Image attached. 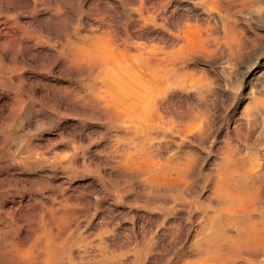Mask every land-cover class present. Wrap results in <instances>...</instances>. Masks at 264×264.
I'll return each instance as SVG.
<instances>
[{"label": "rangeland", "instance_id": "1", "mask_svg": "<svg viewBox=\"0 0 264 264\" xmlns=\"http://www.w3.org/2000/svg\"><path fill=\"white\" fill-rule=\"evenodd\" d=\"M0 62V149L36 161L0 169V264H264V0H0Z\"/></svg>", "mask_w": 264, "mask_h": 264}, {"label": "bare ground", "instance_id": "2", "mask_svg": "<svg viewBox=\"0 0 264 264\" xmlns=\"http://www.w3.org/2000/svg\"><path fill=\"white\" fill-rule=\"evenodd\" d=\"M215 1H216V0H215ZM219 1H221V0H219ZM225 1H226V0H224V2H225ZM233 1H234V0H233ZM239 1H240V0H239ZM194 2H195V4H197V5L199 4V5H200V4L204 3L205 0H194ZM208 2H209V1H208ZM217 2H218V1H217ZM227 2H229V1H227ZM236 2H237V1H235V3H236ZM253 2H254V1H253ZM137 3H139V2H137ZM222 3H223V2H222ZM241 3H242V2H241ZM141 4H143V2H142ZM206 4H208V3L206 2ZM209 4H210V3H209ZM209 4H208V5H209ZM211 4H213V3H211ZM215 4H216V3H215ZM217 4H218V3H217ZM224 4H225V3H224ZM226 4H227V3H226ZM226 4H225V6L228 7L229 5L227 6ZM228 4H229V3H228ZM242 4H243V3H242ZM247 4H248V3H247ZM249 4H250V2H249ZM254 4H255V3H254ZM139 5H140V4H139ZM139 5L137 4V6H139ZM235 5H236V4H235ZM144 6H145V5H144ZM201 6H202V5H201ZM209 6H211V5H209ZM223 6H224V5H223ZM225 6H224V7H225ZM238 6H239V4H238ZM139 7H140V6H139ZM139 7H138V8H139ZM204 7H205V6H204ZM206 7H207V6H206ZM226 7H225V8H226ZM233 7H234V6H233ZM235 7H236V6H235ZM141 8H142V6H141ZM155 8L157 9V7H155ZM208 8H209V7H208ZM218 8H219V7H218ZM228 8H229V7H228ZM228 8H226V9H228ZM247 8H248V7H247ZM143 9H145V8H143ZM146 9H147V8H146ZM146 9H145V10H146ZM152 9L154 10V8H152ZM213 9H214V8H213ZM213 9H212V10H213ZM220 9H221V8H220ZM226 9H224V10H226ZM235 9H239V8H235ZM135 10H136V9H135ZM147 10H148V13L146 12L147 14H146V16H145V14H144V17H145V18H149V19H151V20H152L151 22H155V16H156V13H157L156 11H157V10L154 11V12H153L152 10H151L152 12H150L149 9H147ZM159 10H161V9H158V11H159ZM209 10H211V8H210ZM228 10H229V9H228ZM228 10H226V11H228ZM140 11H141V10H140ZM161 11H162V10H161ZM217 11H218V10H217ZM222 11H223V10H222ZM229 11H231V10H229ZM229 11H228V12H229ZM136 12H137V11H136ZM136 12H135V14H136ZM159 12H160V11H159ZM220 12H221V11H220ZM228 12H227V13H228ZM232 12H233V10L231 11V13H232ZM234 12H235V11H234ZM234 12H233V13H234ZM142 13H143V12H141V14H142ZM221 13H222V12H221ZM221 13H220V14H221ZM231 13H230V14H231ZM159 14H160V13H159ZM228 14H229V13H228ZM138 15H139V13H138ZM226 15H227V14H226ZM231 15H232V14H231ZM102 16H103V15L101 14L100 17H99V21H101L100 19H102ZM139 16H140V15H139ZM223 16H224V15H223ZM227 16H228V15H227ZM229 16H230V15H229ZM142 18H143V17H142ZM145 18H143V19H145ZM224 18H225V17H224ZM222 19H223V18H222ZM229 19H230V18H229ZM140 20H141V19H140ZM225 20H226V19H225ZM227 20H228V18H227ZM145 21H147V20H145ZM145 21L143 20V22H145ZM163 21H164V20H163ZM220 21H221V20H220ZM229 21H232V19L229 20ZM149 22H150V21H149ZM221 22H222V21H221ZM221 22H220V23H221ZM226 22H227V21H226ZM226 22H225V23H226ZM232 22H233V21H232ZM232 22H231V23H232ZM106 23H107V22H106ZM108 23H109V22H108ZM145 23H148V22H145ZM223 23H224V21H223ZM223 23H222V24H223ZM228 23H229V22H228ZM235 23H236V22H235ZM235 23H234V24H235ZM222 24H221V25H222ZM229 24H230V23H229ZM104 25H105V24H104ZM104 25H102V26L105 27ZM162 25H163V24H162ZM98 26H99V25H98ZM110 26H111V25H110ZM223 26H225V25H223ZM228 26H229V25H228ZM100 27H101V26H100ZM236 27H237V26H236ZM106 28H107V25H106ZM109 28H111V27H109ZM222 28H223V27H222ZM98 29H99V28H98ZM103 29H104V28H103ZM227 29H228V28H227ZM96 30H97V29H96ZM100 30H101V29H100ZM104 30H105V29H104ZM222 30H223V29H222ZM238 30H239V29H238ZM90 31H91V30H90ZM93 31H95V30H93ZM97 31H98V30H97ZM97 31H96V32H97ZM109 31H110V30H109ZM73 32H74V31H73ZM76 32H78V31H76ZM99 32H100V31H99ZM104 32H105V31H104ZM222 32H223V31H222ZM229 32H231V31H229ZM229 32H228V33H229ZM93 33H94V32H93ZM100 33H101V32H100ZM107 33H108V32H107ZM113 33H114V32H113ZM225 33H226V32H225ZM228 33H227V34H228ZM71 34H72V33H71ZM98 34H99V33L97 32V35H98ZM110 34H111V33H110ZM227 34H226V35H227ZM73 35H74V34H73ZM73 35H72V37L76 36V35H74V36H73ZM77 35H78V34H77ZM79 35H80V34H79ZM89 35H90V34H89ZM116 35H117V34H115V36H116ZM224 35H225V34H224ZM224 35H223V36H224ZM101 36H102V35H101ZM105 36H106V35H105ZM113 36H114V35H113ZM72 37H71V38H72ZM76 37H77V36H76ZM82 37H83V39H84L85 36H82ZM95 37H96V36H95ZM109 37H112V36H109ZM116 37H117V36H116ZM74 38H75V37H74ZM227 38H228V37H227ZM36 39H37V38H36ZM72 39H73V38H72ZM76 39H77V38H76ZM79 39H80V38H79ZM79 39H78V40H79ZM85 39H86V38H85ZM92 39H93V38H92ZM107 39H108V38H107ZM116 39H117V38H116ZM119 39H120V38H119ZM34 40H35V39H34ZM78 40H76V41H78ZM80 40H81V39H80ZM87 40H88V39H87ZM90 40H91V39H90ZM90 40H89V41H90ZM94 40H95V39H94ZM96 40H98V39H96ZM110 40H111V39H110ZM114 40H115V39H114ZM122 40H123V39H121V41H122ZM127 40H128V39H127ZM71 41H74V40H71ZM81 41H82V40H81ZM108 41H109V40H108ZM108 41H107V42H108ZM118 41H119V40H118ZM118 41H117V42H118ZM124 41H125V39H124ZM63 42H64V41H63ZM63 42H62V43H63ZM67 42H69V41H67ZM84 42H86V41H84ZM94 42H95V41H94ZM94 42H93V43H94ZM101 42H102V40H101ZM115 42H116V41H115ZM126 42H127V41H126ZM129 42H130V41H129ZM131 42H132V41H131ZM131 42H130V44H131ZM54 43H55V42H53V44H54ZM62 43H61V44H62ZM78 43H80V42H78ZM127 43H128V42H127ZM127 43H126V44H127ZM50 44H51V43H50ZM50 44H49V46H50ZM67 44H71V43H67ZM88 44H89V43H88ZM95 44H96V43H95ZM98 44H99V43H98ZM100 44H101V43H100ZM102 44H104V43H102ZM109 44H111V43H109ZM115 44H116V43H115ZM120 44H121V43H120ZM123 44H124V43H123ZM123 44H122V46H123ZM134 44L136 45V43H134ZM139 44H143V43H139ZM51 45H52V44H51ZM55 45H56V44H55ZM58 45H59V44H58ZM58 45H57V46H58ZM65 45H66V43H65ZM82 45H83V44H82ZM84 45H85V44H84ZM90 45H91V44H90ZM118 45H119V44H118ZM143 45H145V44H143ZM57 46H55V47H56V48H59V47H57ZM71 46H72V45H71ZM100 46H103V45H100ZM126 46H130V45H125V47H126ZM136 46H138V44H137ZM66 47H67V45H66ZM68 47H69V46H68ZM72 47H73V46H72ZM83 47H84V46H83ZM95 47H96V46H95ZM116 47H118V46H116ZM130 47H131V46H130ZM133 47H134V46H133ZM138 47H139V46H138ZM147 47H148V45H147ZM153 47H154V46H152V48H153ZM52 48H53V47H52ZM70 48H71V47H70ZM99 48H100V47H99ZM102 48H103V47H102ZM104 48H105V46H104ZM104 48H103V49H104ZM109 48H110V47H109ZM109 48H108V49H109ZM120 48L122 49V47H120ZM126 48H127V47H126ZM128 48H129V47H128ZM128 48H127V50H128V52H130ZM131 48H132V47H131ZM134 48H135V47H134ZM139 48H140V47H139ZM149 48H151V47H149ZM71 49H72V48H71ZM89 49H90V48H89ZM95 49H96V48H95ZM95 49H94V50H95ZM97 49H98V47H97ZM110 49H111V48H110ZM143 49H145V48H143ZM146 49H147V48H146ZM66 50H68V49H66L64 46H61L59 49L54 50V51L56 52V53H55L56 55L54 56L55 58L52 59V60H55V62H56V61H57V58H62V57L65 55V57H64L63 59H65L66 61H68V63H67V62H64V63L67 64L68 66H72V67L76 66V65H77L76 63H78V62H79L78 64H80V61H82V60H83V63H84V65H85V60H84L83 58L87 59L86 62L88 63V65H89V64H92L93 66H95V65L100 64L102 61H103V62L106 61V64L108 63L106 59H105V61H104V60L101 61V58H99V53H98L97 50H96V51H94V50L91 51V50H90V51H88V52H87V51L84 52V49H80V50L77 49L78 51H76V52L74 53V50H75V49H74V50H72V51H73V54H71V50H69V51H70V54H71L70 56L66 55ZM100 50H101V49H100ZM122 50H123V49H122ZM125 50H126V49H125ZM149 50H150V49H149ZM154 50H155V49H154ZM163 50H164V49H163ZM175 50H177V49H175ZM1 51H2V50H1ZM102 51H103V50H102ZM108 51H109V50H108ZM111 51H112V50H111ZM135 51H136V50H135ZM145 51H146V50H144V52H145ZM160 51H161V50H160ZM166 51H167V49H166ZM170 51H171V50H170ZM105 52H106V51H105ZM112 52H113V51H112ZM118 52H119V51H118ZM118 52H117V53H118ZM120 52H121V51H120ZM120 52H119V53H120ZM125 52L127 53V51H125ZM149 52H151V51H149ZM154 52H155V51H154ZM167 52H168V51H167ZM171 52H172V51H171ZM103 53H104V52H103ZM108 53H109V52H108ZM108 53H107V54H108ZM121 53H122V52H121ZM126 53H125V54H126ZM172 53H173V52H172ZM178 53H179V52H178ZM178 53H177V54H178ZM67 54H68V53H67ZM111 54H112V53H111ZM114 54H115V53H114ZM122 54H123V53H122ZM122 54H121V55H122ZM130 54H131V56H129L128 54H127V55L131 58V62H132V59H134L132 56H134V55H132V53H130ZM149 54H150V53H149ZM155 54H156V53H155ZM161 54H162V53H161ZM165 54H166V53H165ZM167 54H168V53H167ZM169 54H170V53H169ZM52 55H54V52H53ZM52 55H51V56H52ZM102 55H103V54H102ZM104 55H106V54H104ZM118 55H120V54H118ZM141 55H142V54H141ZM158 55H159V54H158ZM170 55H171V54H170ZM2 56H3V55H2ZM67 56H68V57H67ZM108 56H109V55H108ZM112 56H113V55H112ZM128 56H127V57H128ZM136 56H139V55L137 54ZM143 56H144V55H143ZM146 56H147V55H146ZM146 56H144V58H145ZM151 56H152V55H151ZM172 56H173V55H172ZM52 57H53V56H52ZM119 57H120V56H119ZM129 57H128V58H129ZM161 57H162V55H161ZM49 58H50V57H49ZM104 58H105V57H103V59H104ZM116 58H118V57H117V54H116ZM121 58H122V57H121ZM121 58H120V59H121ZM128 58H127V59H128ZM139 58H140V56H139ZM139 58H135V62H136V59L138 60ZM150 58H151V57H150ZM150 58H149V60H150ZM163 58H164V57H163ZM165 58H166V57H165ZM167 58H168V57H167ZM169 58H170V56H169ZM173 58H175V57H173ZM10 59H11V58H10ZM113 59H115V58L113 57ZM113 59H112V60H113ZM140 59H141V58H140ZM159 59H161V58H159ZM171 59H172V58H171ZM3 60H4V59H3ZM11 60H12V59H11ZM58 60L60 61V59H58ZM109 60H110V59H109ZM143 60H144V59H143ZM143 60H142V61H143ZM1 61H2V60H1ZM12 61H13V60H12ZM63 61H64V60H63ZM122 61H123V60H122ZM124 61H127V63H129L128 60H126V59H124ZM139 61H140V60H139ZM144 61H146V60H144ZM155 61H156V59H155ZM166 61H167V60H166ZM2 62H3V61H2ZM52 62H54V61H52ZM60 62H62V59H61ZM103 62H102V63H103ZM113 62H115V60H114ZM158 62H159V61H158ZM168 62H169V61H168ZM168 62H166V64H167ZM0 63H1V62H0ZM4 63H5V62H4ZM15 63H16V62L14 61V64H15ZM56 63H57V62H56ZM56 63H54V64H56ZM87 63H86V65H87ZM109 63H110V62H109ZM133 63H134V60H133ZM133 63H131V65H132ZM139 63H140V62H139ZM146 63L148 64V62H146ZM149 63H150V62H149ZM155 63H157V61H156ZM155 63H154V64H155ZM163 63L165 64L164 61H163ZM1 64H2V63H1ZM1 64H0V65H1ZM14 64H13V65H14ZM65 64H64V65H65ZM74 64H75V65H74ZM112 64H113V63H112ZM112 64H109V66L111 67ZM134 64H135V63H134ZM150 64H153V63H150ZM158 64H160V63H158ZM171 64H172V63H171ZM15 65H16V64H15ZM59 65H60V64H59ZM64 65H63V66H64ZM67 65H66V67H64V68L69 69V68H67ZM73 65H74V66H73ZM81 65H82V64H81ZM86 65H85V66H86ZM101 65H102V64H101ZM119 65H122V64H118V66H119ZM129 65H130V64H129ZM144 65H145V64H144ZM160 65H161V64H160ZM2 66H3V64H2ZM7 66H8V65H7ZM17 66L19 67V66H21V65H17ZM57 66H58V65H57ZM118 66H117V67H118ZM125 66H126V65H125ZM135 66H136V65H135ZM135 66H134V67H135ZM138 66H140V65H138ZM142 66H143V65H142ZM152 66L155 67L156 65H152ZM171 66H172V65H171ZM13 67H14V66H13ZM22 67H23V66H22ZM77 67H79V66H76V69H77ZM80 67H81V66H80ZM86 67H87V66H86ZM89 67H90V66H89ZM98 67H100V66H98ZM105 67H106V66H105ZM120 67H121V66H120ZM120 67H119V68H120ZM130 67H133V66H129V68H130ZM140 67H141V66H140ZM143 67H144V66H143ZM156 67H157V66H156ZM159 67L161 68V66H159ZM162 67H163V66H162ZM165 67H166V66L164 65V68H165ZM167 67H168V66H167ZM4 68H5V67H4ZM4 68H3V69H4ZM9 68H10V67H9ZM87 68H88V67H87ZM96 68H97V67H96ZM112 68H113V67H112ZM124 68H126V67H124ZM124 68L122 67L123 70H124ZM5 69H6V68H5ZM11 69H13V68H11ZM11 69H8V70H11ZM70 69H71V68H70ZM81 69H82V68H80V71H81ZM103 69H104V68H103ZM117 69H118V68L115 69V72H116L115 74H117V71H116ZM131 69H135V68H131ZM141 69H142V68H140V70H141ZM167 69H168V68H167ZM1 70H2V68L0 69V71H1ZM16 70H17V69H16ZM16 70H15V71H16ZM62 70H65V69H62ZM78 70H79V69H77V71H78ZM84 70H85V69H84ZM94 70H95V69H94ZM101 70H102V69H101ZM101 70H100V71H101ZM113 70H114V68H113ZM119 70H120V69H119ZM142 70H148V71H149V69H147V68H146V69H142ZM158 70H159V69H158ZM170 70H171V69H170ZM13 71H14V69H13ZM13 71L11 70V72H13ZM17 71H18V70H17ZM17 71H16V72H17ZM75 71H76V70H75ZM85 71H86V70H85ZM96 71H97V70H96ZM110 71H112V70H110V68H109V72H110ZM150 71H151V70H150ZM1 72H2V71H1ZM1 72H0V73H1ZM11 72H9V75L12 74ZM20 72H21V71H19L18 73H20ZM101 72H102V71H101ZM107 72H108V70H107ZM119 72H120V71H119ZM119 72H118V74H119ZM122 72H123V71H122ZM4 73H6V71H5ZM95 73H98V71L95 72ZM102 73H103V72H102ZM113 73H114V71H112V74H113ZM120 73H121V72H120ZM129 73H130V72H129ZM129 73L127 72V75H129ZM13 74L15 75V73H13ZM103 74H105V73H103ZM112 74H111V75H112ZM132 74H133V73H132ZM132 74H131V76H132ZM4 75H5V74H4ZM9 75H8V76H9ZM20 75H21V73H20ZM96 75H97V74H95V76H96ZM99 75H100V74H99ZM99 75H98V76H99ZM124 75H126V73H125ZM149 75H151V74H149ZM155 75H156V74H155ZM1 76H2V75H1ZM10 76H11V75H10ZM10 76H9V77H10ZM12 76H13V75H12ZM16 76H17V75H16ZM103 76H104V75H103ZM108 76H109V75H108ZM118 76H119V75H118ZM131 76H130V77H131ZM13 77H14V76H13ZM17 77H18V76H17ZM19 77H20V76H19ZM19 77H18V78H19ZM92 77H93V76H92ZM99 77H100V76H99ZM101 77H102V76H101ZM119 77H120V76H119ZM127 77H128V76H127ZM127 77H126V78H127ZM128 78H129V77H128ZM0 79H1V78H0ZM13 79H14V78H13ZM20 79H22V78H20ZM100 79H101V78H100ZM100 79H99V80H100ZM130 79H131V78H130ZM2 80H3V79H2ZM2 80H1V81H2ZM5 80H6V79H5ZM15 80H17V79H15ZM21 81H22V80H21ZM114 81H115V80H114ZM120 81H121V80H120ZM120 81H119V82H120ZM130 81H131V80H130ZM7 82H8V81H7ZM93 82H94V81H93ZM122 82H123V81H122ZM126 82H127V81H126ZM5 83H6V81H5ZM11 83H12V81L10 82V84H11ZM22 83H23V82H22ZM94 83H95V82H94ZM96 83H97V82H96ZM96 83H95V84H96ZM120 83H121V82H120ZM131 83H132V82H131ZM133 83H134V82H133ZM2 84H3V83H1V85H2ZM17 84H18V83H16V85H17ZM31 84H32V83H31ZM95 84H94V85H95ZM134 84H135V83H134ZM134 84H133V85H134ZM4 85H5V84H4ZM4 85H3V86H4ZM7 85H8V84H7ZM19 85L22 86V85H25V84H24V83H23V84H20V82H19ZM29 85H30V84H29ZM123 85H124V84H123ZM130 85H131V84H130ZM10 86H12V85H10ZM10 86H9V87H10ZM17 86H18V85H17ZM30 86L32 87V85H30ZM90 86H91V84H90ZM95 86H97V87H95V88H94L93 86H92V87H93L94 89H97V90H98V85H95ZM100 86L102 87V85H100ZM119 86H120V85H119ZM127 86H128V84H127ZM131 86H132V85H131ZM18 87H19V86H18ZM18 87H17V88H18ZM24 87H25V86H24ZM31 87H29V88H31ZM92 87H91V89H89V90H92V91H93ZM114 87H115V86H114ZM0 88H1V87H0ZM10 88H11V87H10ZM12 88H13V87H12ZM19 88H20V87H19ZM19 88H18V89H19ZM127 88H128V87H127ZM132 88H133V87H132ZM22 89H23V88H22ZM33 89H34V87H33ZM99 89H100V88H99ZM102 89H103V88H102ZM133 89H135V88H133ZM10 90H11V89H10ZM16 90H17V89H16ZM19 90H20V89H19ZM27 90H28V88H27ZM27 90L25 89L24 92H26ZM100 90H101V89H100ZM100 90L98 91L99 93H100ZM122 90H123V89H121V91H122ZM127 90H130V89H127ZM17 91H18V90H17ZM17 91H15V92L17 93ZM21 91L23 92V90H21ZM29 91H30V90H29ZM118 91H119V90H118ZM12 92H13V91H12ZM15 92H14L13 94L16 95V98H15L14 95H13V96H14L15 100L18 101V100H20V98L17 96V94H16ZM24 92H23V93H24ZM89 92H90V91H89ZM93 92H94V91H93ZM101 92H102V91H101ZM111 92H113V91H111ZM126 92H127V91H126ZM126 92H124V93H126ZM9 93H10V92H9ZM26 93H27V92H26ZM30 93H31V91H30ZM33 93H34V92H33ZM91 93H92V92H91ZM115 93H116V92H115ZM27 94H28V93H27ZM27 94H25V96H26ZM94 94H96V92H95ZM100 94H101V93H100ZM23 95H24V94H23ZM28 95H29V94H28ZM31 95H32V93H31ZM31 95H30V96H31ZM90 95H91V94H89V96H90ZM129 95H130V94H129ZM134 95H135V94H134ZM13 96H12V97H13ZM20 96H21V95H20ZM32 96H33V95H32ZM92 96H94V95H92ZM115 96H116V95H115ZM34 97H35V96H34ZM99 97H100V96H99ZM101 97H102V96H101ZM110 97H111V96H110ZM125 97H127V95H126ZM130 97H131V96H130ZM23 98H24V97H23ZM89 98H90V97H89ZM106 98H107V96H106ZM32 99H33V98H32ZM35 99H36V98H34V100H35ZM78 99H79V98H78ZM78 99H77V100H78ZM91 99H92V98H91ZM94 99H96V98H94ZM100 99H101V98H100ZM100 99H99V100H100ZM126 99H127V98H126ZM133 99H134V98H133ZM135 99H136V98H135ZM27 100H28V99H26L25 101H27ZM34 100H32V101H34ZM36 100H37V99H36ZM38 100H39V99H38ZM92 100H93V99H92ZM96 100H98V99H96ZM99 100H98V101H99ZM116 100H117V99H116ZM12 101H13V98H12ZM28 101H29V100H28ZM109 101H110V100H109ZM113 101H114V99H112V102H113ZM130 101H131V99H130ZM35 102H36V101H35ZM100 102H101V101H100ZM100 102H98V103L100 104ZM116 102H117V101H116ZM15 103H17V102H15ZM94 103H96V102H94ZM98 103H97V104H98ZM104 103H105V102H104ZM108 103H109V102H108ZM110 103H111V102H110ZM110 103H109V104H110ZM12 104H14V102H13ZM85 104H86V103H85ZM97 104H96V105H97ZM105 104H107V103H105ZM116 104H117V103H116ZM130 104H131V103H130ZM136 104H139V103L136 102ZM144 104H145V103H144ZM149 104H150V103H149ZM149 104H147V105H149ZM8 105H9V104H8ZM8 105H7V106H8ZM18 105H19V104H18ZM20 105H21V104H20ZM96 105H95L94 107H97ZM114 105H115V104H114ZM122 105H123V104H122ZM124 105H125V104H124ZM140 105H141V104H140ZM14 106H15V105H14ZM104 106H106V105H104ZM110 106H112V105H110ZM98 107H99V106H98ZM102 107H103V106H102ZM108 107H109V106H108ZM112 107H113V106H112ZM125 107H126V106H125ZM133 107H134V106H133ZM141 107H142V106H141ZM19 108H20V107H19ZM22 108H23V106H22ZM30 108H31V107H30ZM30 108H29V109H30ZM100 108H101V104H100ZM104 108H106V107H104ZM114 108H115V107H114ZM128 108H129V107H128ZM134 108H135V107H134ZM9 109H10V108H9ZM27 109H28V108H27ZM106 109H107V108H106ZM110 109H112V108H110ZM110 109H107V110L110 111ZM115 109H116V108H115ZM115 109H114V110H115ZM131 109H132V108H131ZM135 109H136V108H135ZM135 109H134V110H135ZM10 110H11V109H10ZM112 110H113V109H112ZM119 110H122V109H119ZM119 110H118L117 113H120ZM134 110H133V111H134ZM139 110H140V108H139ZM147 110H148V109H147ZM151 110H152V109H151ZM115 111H116V110H115ZM122 111H123V110H122ZM125 111H126V110H125ZM125 111H124V112H125ZM131 111H132V110H131ZM137 111H138V110H137ZM137 111H136V112H137ZM140 111H141V110H140ZM149 111H150V109H149ZM152 111H153V110H152ZM22 112H23V111H22ZM29 112H30V111H29ZM111 112H112V111H111ZM113 112H114V111H113ZM136 112H134V113L136 114ZM145 112H146V111H145ZM1 113H2V112H1ZM5 113H6V112H5ZM7 113L9 114V112H7ZM7 113H6V114H7ZM11 113H12V112H11ZM13 113H14V112H13ZM117 113H116V115H117ZM151 113H152V112H151ZM19 114L21 115V113H19ZM123 114H124V113H123ZM125 114H126V113H125ZM125 114H124V115H125ZM128 114H129V113H128ZM128 114H127V115H128ZM132 114H133V113H132ZM132 114H131V115H132ZM116 115H114L115 118H116ZM121 115H122V114H121ZM131 115H130V116H131ZM146 115H147V114H146ZM148 115H149V114H148ZM156 115H157V114H156ZM0 116H2V115H0ZM22 116H23V114H22ZM117 116H120V114L117 115ZM128 116H129V115H128ZM128 116H127V117H128ZM130 116H129V117H130ZM136 116H137V115H136ZM140 116H141V115H140ZM140 116H138V117H140ZM150 116H151V115H150ZM2 117H3V116H2ZM13 117H14V116H13ZM17 117H18V116H17ZM111 117H112V116H111ZM114 117H113V119H114ZM122 117H123V116H122ZM124 117H126V115H125ZM131 117H132V116H131ZM4 118H5V116H4ZM4 118H3V119H4ZM118 118H119V117H118ZM9 119H10V118H8V120H9ZM13 119H14V118H13ZM13 119H12V120H13ZM16 119H17V118H16ZM16 119H15V120H16ZM125 119H126V118H125ZM130 119H131V118H130ZM114 120H115V119H114ZM132 120H133V117H132ZM19 121H20V120H19ZM115 121H116V120H115ZM127 121H129V119H127ZM118 122H119V121H118ZM120 122H121V121H120ZM122 122H123V121H122ZM122 122H121V123H122ZM125 123H128V122H125ZM144 123H145V121H144ZM152 123H153V122H152ZM152 123H151V124H152ZM20 124H21V123H20ZM0 125H1V124H0ZM124 125H125V124H124ZM124 125H123V126H124ZM130 125H131V123H130ZM152 125H153V124H152ZM152 125H151V126H152ZM3 126H4V125H3ZM3 126H0V136L2 137V138L0 139V144L2 143V139H3V137H5L4 129H3L4 127H3ZM6 126H7V125H6ZM6 126H5V129L7 128ZM8 126H9V125H8ZM125 126H126V125H125ZM131 126H132V125H131ZM131 126H130V127H131ZM151 126H149V127H151ZM158 126H159V125H158ZM13 127H14V126H13ZM134 127H135V126H134ZM149 127H148V129L151 130ZM153 127H155V126H153ZM131 128H132V127H131ZM127 130H128V128H127ZM136 130H137V129H136ZM152 130H154V128H153ZM163 130H164V129H163ZM131 131H133V130H131ZM139 131H142V132H143V130H139ZM160 131H162V130H160ZM164 131H165V130H164ZM144 132H145V131H144ZM5 133H6V132H5ZM132 133H133V135H134V132H132ZM135 133H137V132H135ZM139 133H141V132H139ZM145 134H146V132H145ZM22 143H23V142H22ZM18 145H19V144H18ZM20 146H21V145H20ZM23 146H24V145H23ZM27 147H28V146H27ZM30 147H31V146H30ZM16 148H19V146H17ZM4 149H5V148H4ZM21 149H22V148H21ZM27 149H28V148H27ZM7 150H8V149H7ZM17 150H18V149H17ZM28 150H30V149H28ZM28 150H27V152H26V153H27L26 155H22V154L19 153L18 151H17V152H15V151H11V152H8V153H7V152H3V151L0 149V169H2V167H4V166L10 165V164H13V165H18V164H20V163H21L22 165H23V164H27V165L34 164L36 161H35V159H33V157H31V155H30V151L28 152ZM23 153H24V152H23ZM247 162H248V161H247ZM21 164H20V165H21ZM250 164H251V163H250ZM20 165H19V166H20ZM22 165H21V166H22ZM250 166H251V165H249V167H250ZM249 167H248V169H249ZM31 168H32V167H31ZM35 169H36V168H35ZM248 169H246L247 172H248ZM250 169H251V168H250ZM6 170H7V169H6ZM6 170H5V171H6ZM253 170H254V169H253ZM253 170H252L251 172H253ZM249 171H250V170H249ZM243 172H245V171H243ZM247 172H246V173H247ZM254 173H255V172H254ZM242 174H245V173H242ZM249 174H251V173L249 172ZM257 174H259V173H257ZM7 175H8V174H7ZM15 176H16V175H15ZM241 176H243V175H241ZM241 176H240V179L242 178ZM251 176H252V178H253V177L256 176V175H254V176L251 175ZM258 176H259V175H258ZM260 176H261V175H260ZM244 177H245V176H244ZM246 177H247V176H246ZM248 177H249V175H248ZM5 178L8 180L10 177H9V178L5 177ZM12 178H13V177H12ZM17 178H19V177H17ZM17 178H16V179H17ZM255 178H256V177H255ZM3 179H4V177H1V176H0V181L3 180ZM6 179H5V180H6ZM253 179H254V178H253ZM11 180H12V179H11ZM19 180H20V179H19ZM21 180H24V179L21 178ZM29 180H30V179H29ZM243 180H244V179H243ZM13 181H14V180H13ZM24 181H26V180H24ZM24 181H23V182H24ZM16 182L18 183L19 181L16 180ZM2 183H3V181H2ZM24 183H25V182H24ZM1 185H2V184H1ZM2 186H3V185H2ZM8 186H9V185H8ZM22 186L24 187L23 184H22ZM22 186H21V189H22ZM0 188H1V187H0ZM9 188H10V187H9ZM5 189H6V188H5ZM18 189H19V188H18ZM22 190H23V189H22ZM25 190H26V189H25ZM27 191H28V190H27ZM7 192H8V191H7ZM12 192H13V191H12ZM1 193H3L2 190H0V195H1ZM31 194H32V193H31ZM1 198H2V196H1ZM232 199H233V197H232ZM232 199H228V200L231 201ZM234 200H235V199H234ZM236 200H237V199H236ZM236 200H235V201H236ZM17 201H18V200H17ZM19 201H20V200H19ZM191 201H192V200H191ZM0 202H1V201H0ZM228 203L230 204V202H228ZM233 203H235V202H233ZM233 203H232V204H233ZM18 204H19V203H18ZM183 204H184V203H182V205H183ZM226 204H227V203H226ZM180 205H181V204H180ZM230 205H231V204H230ZM185 206H186V205H185ZM171 207H175V204L172 205ZM181 207H182V206H181ZM231 207H232V206H231ZM231 207L229 206L228 208L230 209ZM233 207H234V206H233ZM2 209H3V208H2ZM171 209H172V208H171ZM229 209H228V211H229ZM235 209H236V208H234V210H235ZM3 210H4V209H3ZM5 210H6V209H5ZM5 210H4V211H5ZM231 210H232V208H231ZM5 212H6V211H5ZM5 212H4V213H5ZM230 212H231V211H230ZM233 212H235V211H233ZM236 212H237V211H236ZM4 213H3V214H4ZM5 215H6V214H5Z\"/></svg>", "mask_w": 264, "mask_h": 264}]
</instances>
